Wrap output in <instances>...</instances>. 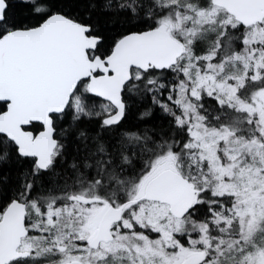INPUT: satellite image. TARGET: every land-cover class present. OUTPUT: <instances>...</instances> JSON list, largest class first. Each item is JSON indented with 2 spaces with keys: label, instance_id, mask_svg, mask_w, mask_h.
<instances>
[{
  "label": "snow or ice",
  "instance_id": "1",
  "mask_svg": "<svg viewBox=\"0 0 264 264\" xmlns=\"http://www.w3.org/2000/svg\"><path fill=\"white\" fill-rule=\"evenodd\" d=\"M0 264H264V0H0Z\"/></svg>",
  "mask_w": 264,
  "mask_h": 264
},
{
  "label": "trees",
  "instance_id": "2",
  "mask_svg": "<svg viewBox=\"0 0 264 264\" xmlns=\"http://www.w3.org/2000/svg\"><path fill=\"white\" fill-rule=\"evenodd\" d=\"M98 8L100 7V5H99V3H98ZM84 10H87V8H86V5H85V8H84ZM98 15H99V13H97ZM103 18V17H102Z\"/></svg>",
  "mask_w": 264,
  "mask_h": 264
}]
</instances>
